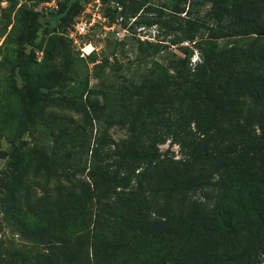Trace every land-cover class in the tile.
Listing matches in <instances>:
<instances>
[{
  "label": "trees",
  "instance_id": "obj_1",
  "mask_svg": "<svg viewBox=\"0 0 264 264\" xmlns=\"http://www.w3.org/2000/svg\"><path fill=\"white\" fill-rule=\"evenodd\" d=\"M76 1L56 0L46 16L64 12L62 18ZM194 1L189 5L203 16L187 15L169 42L191 43L199 51L198 61L190 62L192 48L186 45L176 46L178 54L167 44L138 40L144 64L138 59L112 73L104 71L105 58L96 62L88 56L96 88L89 87L86 78H57L46 85L54 106L85 118L104 115L99 139L112 125L125 127L126 144L122 142L128 157H121L119 164L129 163L136 184L116 199L131 209L120 220L135 240V257L144 264H242L244 254L264 249V0ZM4 33L5 24L0 36ZM27 41L34 43L32 36ZM76 62L85 64L82 57ZM111 78L115 82H108ZM111 92L118 117L104 111ZM169 108L177 112L165 114ZM190 123L215 146L230 148L183 161L165 180L166 186L152 189L150 175L163 162L142 145V138L153 134L154 140H161L176 134V125L185 128ZM153 127L158 131L153 133ZM26 130L28 140L19 132L10 142L11 175L2 194V220L21 241H0V264H113L108 243L117 235L113 220L95 214L86 228H69L72 214L85 208L84 201L101 200L121 185L120 177L111 176L97 159L100 142L87 155L81 140L86 126L71 119ZM30 167L41 190L34 198L23 182ZM70 169L86 170L87 178L74 177ZM226 206L229 225L224 223ZM29 214L35 216L33 231L26 221ZM145 237L153 239V245Z\"/></svg>",
  "mask_w": 264,
  "mask_h": 264
},
{
  "label": "rangeland",
  "instance_id": "obj_2",
  "mask_svg": "<svg viewBox=\"0 0 264 264\" xmlns=\"http://www.w3.org/2000/svg\"><path fill=\"white\" fill-rule=\"evenodd\" d=\"M84 1L77 0L67 10L66 15L60 18L59 16L65 14L64 12L58 16H46V9L55 8L56 0H0V16L3 15L0 26L5 24V33L0 36V241L9 239L21 241L19 235L10 233L8 226L2 220V208L5 201L2 194L11 175L7 166L12 151L10 142L19 135V132H22L20 134L22 139L28 140L26 129L29 127L53 126L60 121L71 119L73 122L86 126L85 137L82 136L81 140L88 147L87 155L90 154L95 143L100 142L97 159L106 165L111 176L120 177L118 182L121 185L101 200H92L90 203L84 201L85 208L83 207L80 213L72 214L73 217L69 221L70 230L86 228L95 214L101 216L103 221L113 220L117 235L114 237L116 239L112 238L113 242H108L111 243L109 256L112 257V263L116 264L120 261L121 264H144V261L135 257L132 251L135 248V240L120 220L125 213L131 214V209L126 201L116 199V196L119 197L127 188L135 187L136 184L135 176L128 172L129 163L123 162L125 163L123 166L119 164L121 157H128L124 146L127 139L125 127L112 125L106 128L105 138L99 139L104 127L102 120L104 115H101L99 119L92 118L91 114L85 118L73 110L54 106L47 96L46 85L57 78L64 80L86 78L88 86L96 88L93 63L88 56H92L96 62L103 61L105 58L104 71L109 70L112 73L121 71L126 64L138 59L141 64H144L147 60L140 57L141 51L136 47L138 40L167 44L178 54L182 53L176 46L186 45L192 48L189 60L194 63L198 61L200 55L196 47L185 41L178 45H171L169 39L178 26L187 19V15L190 18L200 17L204 12H199L196 6L191 8L189 4L195 2L194 0H105L103 9L108 24L112 28L104 29L97 26L88 35H73L71 31L83 9ZM8 4L13 5L11 10L7 9ZM181 9L182 12H177ZM185 11L188 13L184 14ZM31 36L34 43L27 41ZM118 41L123 44L117 45ZM76 57L84 58L85 64L76 62ZM114 80L115 78H111L108 82H115ZM108 96L105 113L113 117L120 116V110L115 105L112 92ZM80 99L83 100L84 96L77 97V104ZM95 100L100 105L99 95L95 97ZM165 110V114L168 115L177 112L176 108ZM153 128V133L159 129ZM195 129L193 123L185 128L178 124L175 126L176 134L168 133L161 140H154L153 134L142 138V145L149 146L157 154V161L163 162V166L154 168V172L150 175L149 180L152 183L149 186L152 189L158 190L166 186L165 180L183 161L194 159L197 154L207 152L211 156L219 155L230 148L225 144L215 146V142L209 141L210 137L198 134ZM53 162L56 172H59L61 168L58 166L59 160L55 159ZM22 164H24L23 160L21 168L19 167L21 171ZM32 171L30 167L23 182L30 186L29 191L34 198L41 194V190L38 182L31 176ZM70 173L74 177L87 178L86 170L79 172L70 169ZM255 203L259 202L255 201ZM72 204L76 206V203ZM140 209L142 210L143 207ZM27 217L29 231H33L35 216L29 214ZM224 219L225 225L231 224V214L227 206ZM32 233L29 234L30 239H32ZM144 241L148 245L154 243L153 239L148 237H145ZM115 259H117L116 262H114ZM241 263L264 264V249L252 256L244 254Z\"/></svg>",
  "mask_w": 264,
  "mask_h": 264
},
{
  "label": "built area",
  "instance_id": "obj_3",
  "mask_svg": "<svg viewBox=\"0 0 264 264\" xmlns=\"http://www.w3.org/2000/svg\"><path fill=\"white\" fill-rule=\"evenodd\" d=\"M55 6V4H54ZM112 28L108 24L107 17L103 11L102 0H85L83 9L79 13L76 22L73 25V35H88L95 27ZM82 49V48H80Z\"/></svg>",
  "mask_w": 264,
  "mask_h": 264
},
{
  "label": "water",
  "instance_id": "obj_4",
  "mask_svg": "<svg viewBox=\"0 0 264 264\" xmlns=\"http://www.w3.org/2000/svg\"><path fill=\"white\" fill-rule=\"evenodd\" d=\"M1 186V185H0Z\"/></svg>",
  "mask_w": 264,
  "mask_h": 264
}]
</instances>
